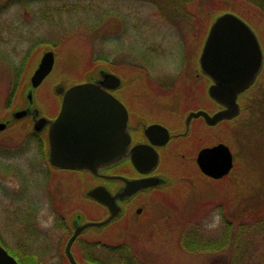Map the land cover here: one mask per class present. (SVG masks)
<instances>
[{
	"label": "rangeland",
	"instance_id": "1",
	"mask_svg": "<svg viewBox=\"0 0 264 264\" xmlns=\"http://www.w3.org/2000/svg\"><path fill=\"white\" fill-rule=\"evenodd\" d=\"M15 1L0 7V116L5 114L7 105L21 107L26 102L24 91L30 75L47 48L54 51L53 68L32 92L33 104L40 112L52 115L56 111L57 83L67 86L93 79L100 69H109L121 77L123 86L117 94L129 108L152 110L171 128L182 125L189 109L214 108L206 93V77L194 75L196 58L213 18L211 11H231L242 17L257 33L264 51V12L246 0L193 1L180 10L175 3L163 0L160 5L144 0H92V7L88 6L90 0ZM93 23L98 24L89 31ZM252 91L246 102L241 98L243 110L231 129L222 125L208 127L196 118L192 125L196 133L171 144L182 148L185 156L162 157L159 170L170 182L144 194L154 203L138 217L137 225L122 219L88 227L82 235L108 244L125 241L143 264H222L213 253L184 248L181 238L193 228H199L204 238H215L226 227L233 228L234 222H247L255 215L264 219V70ZM28 122L26 118L18 120L5 134L16 138L9 140V148L14 168L19 171L24 157L32 156L37 148L34 139L20 140ZM217 141L227 143L234 156L233 170L219 180L202 175L194 161L198 147ZM24 147L31 151L19 152ZM30 164L32 170L46 169L37 154ZM121 170H128L126 164ZM52 173L53 178L56 175L67 182L71 193L62 208H73V216L80 222L102 217V207L79 194L78 172ZM34 191L33 181L21 187L19 175L0 171L3 240L6 241V233L2 229H17L19 222L18 218L2 219L4 207L16 210L22 204V196H34ZM27 206L25 211H31L32 204ZM50 223L51 219L40 221L43 228ZM66 232L59 230L53 236L60 239ZM254 247L252 260L247 264H264V237ZM87 252L102 260V251L96 244L89 245ZM109 258L106 253L105 264H119L107 261Z\"/></svg>",
	"mask_w": 264,
	"mask_h": 264
},
{
	"label": "water",
	"instance_id": "2",
	"mask_svg": "<svg viewBox=\"0 0 264 264\" xmlns=\"http://www.w3.org/2000/svg\"><path fill=\"white\" fill-rule=\"evenodd\" d=\"M54 57V51L50 48L40 55L24 91L25 95L28 93V98L33 88L51 71ZM198 62L201 72L211 81L207 93L220 108L212 113L203 109L190 111L185 119L186 125L192 117L201 116L205 123L214 125L238 115L240 106L237 97L254 82L263 64V51L251 26L231 11L217 14L208 26ZM120 83L118 75L100 69L96 78L68 86L61 83L55 85V91L61 95V99L58 113L53 119L38 116L39 109L36 107L32 111L28 107L15 108L10 115L12 119H17L30 112L35 118L32 126L34 131L46 126L47 156L52 165L124 181V185L115 193H111L103 184L87 189L86 195L105 205L109 213L105 218L95 221L80 222L76 217L73 218V231L65 246L71 264L77 263L70 246L80 232L88 227H101L117 216L120 212L117 199L126 198L137 190L163 181L158 176L130 179L100 173L126 157L140 172L155 168L159 160L151 144L131 145L127 108L110 91ZM4 126L5 122L0 121V129ZM157 129L162 138L158 143L166 142L169 133L165 127L152 124L146 126L144 131L152 139V133ZM195 161L199 170L213 179L226 175L233 166L232 153L224 142L200 148ZM0 264H18L1 245Z\"/></svg>",
	"mask_w": 264,
	"mask_h": 264
},
{
	"label": "flooded vegetation",
	"instance_id": "3",
	"mask_svg": "<svg viewBox=\"0 0 264 264\" xmlns=\"http://www.w3.org/2000/svg\"><path fill=\"white\" fill-rule=\"evenodd\" d=\"M246 2L251 3V5L257 6L264 12V0H259V2L256 0H246ZM258 40L260 42L263 51V46L261 44L259 37ZM263 55H264V51H263ZM262 70H264V56H263V64L259 72V75L257 77H259L262 74ZM194 71H195L194 74L195 77L202 75L199 68L198 56L196 58V67L194 68ZM257 80L255 83H253L250 86L251 88L256 85ZM122 86H123L122 84H119V86H117L115 89H111L110 91L123 102V100L117 94V91ZM250 87L248 89H250ZM248 89L245 90V92L248 91ZM54 93L59 99V104L58 107L56 108V111L52 115H47L40 112L39 110L38 116H45L46 118H50V119H53L56 116L60 107L61 95L57 93L55 90ZM26 94H27L26 102H24V104L19 108L28 107L32 111V109H34L35 107L37 108V106L33 104V93L31 94L30 98H28V93ZM211 101L214 104V108L208 110L210 113L220 108V106L217 103H215L213 100ZM125 106L128 111V124L131 135V145L137 143L151 144L152 147L158 153L159 156L158 164L155 168L151 170H148L146 172H140L133 167L129 157H126L125 159L121 160L119 163L109 168L101 170L100 173L104 175H120L122 177L130 178V179L146 178L151 176H158L163 179V181L158 183L157 185H153L137 190L136 192H134L133 194H131L126 198H119L116 200L117 204L120 206V212L117 216L113 217L107 224L123 219L131 223V225H137L138 217H140L146 209H150L149 208L150 204L152 205L154 203L153 202L154 200L152 201L149 197L145 196L144 194L151 191H155L156 189L166 185L167 179L163 174H161V171L159 170V164L162 160V157L165 155L179 156V157L185 156V154L181 151L182 148H178L177 146H171V144L177 140L188 139L189 137L192 136V132L196 133V131H192L193 130L192 125L194 119L196 118L192 117L191 119H189L188 126L186 125L185 122L186 116L192 110L189 109L183 115L182 125L179 123L178 125H173V128H171L166 124H164L158 118L157 115L153 114L152 110L147 109L146 111L145 110L139 111L136 109L129 108L126 104ZM12 111L13 110H11L10 107L7 105L5 114L0 116V121L5 122V126L2 129H0V171L4 173L12 172V173H16V175H19L21 187L25 182L33 181L35 187V191H34L35 195L22 196L21 201H19V203L22 204H19L17 209L14 211H9L8 205L4 207V211L2 212L1 218L6 220L7 219L12 220L18 218L19 222H17V226H16L18 227L17 229H12V230L10 228L2 229L6 233L5 236L6 241L0 237V245L8 252V254H10L17 261L18 264H71L67 256V253L65 251V246L69 236L73 231V208H69V207L62 208V205L64 203L69 202V199L71 198L70 195L71 193L69 192L68 187L66 185L67 182L64 181L62 177L56 175L53 178L52 172L54 171L62 172V173L78 172V174L81 175V179L79 182V190H80L79 194H81L83 197H87L86 196L87 189H89L91 186H94L96 184H103L111 193H115L124 185V181L121 179L108 178L105 176H93L92 174L86 171L60 168L52 165L48 161V156H47L46 126H43L42 129L39 131H34L32 126L35 118L32 117V114L30 112L23 117L12 119L11 117H9ZM24 118H26L29 122L28 125L25 127L27 131L23 136H20V140L28 141V138L34 139L33 141L37 143L36 145L37 148L32 153L33 154L32 156L27 158L24 157V166L22 170L19 171L16 170V168H14V164L12 163L10 157L12 156V154H10V148H9L10 146L9 140H14L16 138L13 137L9 138L8 136H5V134L11 129L12 126H14L18 122V120L20 121L21 119ZM197 118L201 119L202 122L204 123L201 117H197ZM152 124H159L168 130L169 137L166 142L158 143L162 139L160 135L161 132L158 129L152 133L151 136L152 139L145 134L144 131L145 127ZM204 125L208 127L216 126V125L209 126L205 123ZM151 141L153 142L151 143ZM201 147H198L196 149V152ZM30 151L31 149L26 147L21 148L19 150V152L25 154L29 153ZM35 154L41 157L45 165L46 169H44L43 171H37V169L32 170L30 166L31 165L30 159L34 157ZM195 155H194V159H195ZM123 164H126L128 170L126 171L121 170V166H123ZM118 166H120L119 169H117ZM31 172H34V176L31 175ZM36 192H38V194ZM40 193H42L43 195H41ZM28 203L32 204L31 207L32 209L29 212L25 211L26 209H28L27 206ZM99 205L103 209V215L101 217L103 219L108 215L109 212L105 205L103 204H99ZM49 219L52 220V223H50L49 227L43 228L40 224V221L49 220ZM59 230L67 231L66 234H64V236H62L60 239L53 236L58 234ZM80 233L75 237V239L73 240L70 246V252L72 253V256L77 264H105L104 259L107 251H111L115 249L119 250L121 246H123V248L121 249H126L125 241L121 240L119 241L120 243L117 242L115 244H108L100 238L90 239ZM94 244H96V247H98L100 251H102L101 253L102 260L97 258L99 256L92 257L87 252V248L89 247V245H94Z\"/></svg>",
	"mask_w": 264,
	"mask_h": 264
},
{
	"label": "trees",
	"instance_id": "4",
	"mask_svg": "<svg viewBox=\"0 0 264 264\" xmlns=\"http://www.w3.org/2000/svg\"><path fill=\"white\" fill-rule=\"evenodd\" d=\"M144 1H149L154 5H160L161 3H163L160 0L159 1L144 0ZM163 1L167 3H175L176 4L175 6H177V10H180L181 8L188 6L191 2L193 1L199 2L200 0H163ZM208 2L211 3V0H209ZM14 3H16L15 0H0V7L1 6L7 7ZM88 6L89 7L94 6L92 0L89 1ZM211 14L214 16L216 13L211 11ZM94 23L91 25V28H89V31H92L97 26L98 23L96 25ZM100 58L101 57H97V59ZM255 86H257V84ZM252 90L253 87L248 89V91L243 93V95L241 96L242 98L245 99V102L253 94ZM236 118L232 120L222 121L217 126L222 125L225 129L226 128L231 129L234 120ZM228 175H225L220 179L227 178ZM256 216L257 215L251 216V220L247 222H243V221L234 222L232 226L233 228L229 229L226 227L223 233L220 234L219 236H216L215 238H204L202 237L199 228L196 229L193 228L192 230L186 232L183 238H181V242H182L181 244L184 248L187 247V249L189 250L203 252V253H213L214 255L221 258L223 262L222 264H247L249 261L252 260V254L253 251L255 250L254 247L255 242L264 237V235H262L260 238H258L261 233H264V219L263 218L261 219L260 217L256 218ZM186 242L192 243V246L189 244H185ZM125 246L126 249H121L123 248V246H121L119 250L116 249L111 250L109 252L110 258L107 259V261L109 262L117 261L119 264H143L136 256V254H134V252L127 247L128 245L126 244Z\"/></svg>",
	"mask_w": 264,
	"mask_h": 264
}]
</instances>
